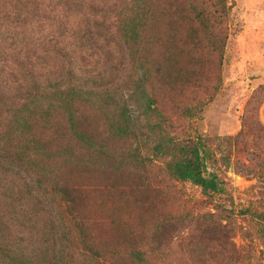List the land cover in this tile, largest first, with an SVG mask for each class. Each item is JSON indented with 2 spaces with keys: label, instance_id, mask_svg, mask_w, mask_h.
I'll list each match as a JSON object with an SVG mask.
<instances>
[{
  "label": "rangeland",
  "instance_id": "rangeland-1",
  "mask_svg": "<svg viewBox=\"0 0 264 264\" xmlns=\"http://www.w3.org/2000/svg\"><path fill=\"white\" fill-rule=\"evenodd\" d=\"M129 1L29 0L23 17L5 14L2 92L17 100L32 76L121 88L132 63L117 14ZM226 3L220 88L176 108L160 105L163 132L139 129L147 186L80 188L78 224L0 144V264H128L133 252L138 264H264V0ZM7 117L0 104V131ZM170 136L201 137L218 193L166 174L158 145Z\"/></svg>",
  "mask_w": 264,
  "mask_h": 264
},
{
  "label": "trees",
  "instance_id": "trees-1",
  "mask_svg": "<svg viewBox=\"0 0 264 264\" xmlns=\"http://www.w3.org/2000/svg\"><path fill=\"white\" fill-rule=\"evenodd\" d=\"M28 1L0 0V18L23 17ZM228 11L226 0H130L117 14L132 63L123 86L106 90L32 76L17 100L0 89L9 117L0 144L78 224L80 188L131 192L147 186L139 129L163 132L160 105L176 108L220 88ZM200 138L170 136L158 148L168 157L167 175L190 180L213 196L220 182L208 172ZM216 210L227 211L219 204ZM2 236L0 230V245ZM93 251L88 249L97 256ZM130 257L136 262L128 264L142 259L138 252Z\"/></svg>",
  "mask_w": 264,
  "mask_h": 264
}]
</instances>
